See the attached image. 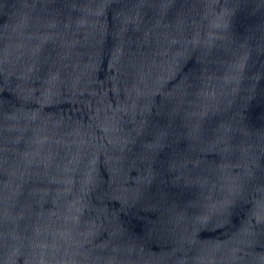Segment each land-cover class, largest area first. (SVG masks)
<instances>
[{
    "label": "water",
    "instance_id": "1",
    "mask_svg": "<svg viewBox=\"0 0 264 264\" xmlns=\"http://www.w3.org/2000/svg\"><path fill=\"white\" fill-rule=\"evenodd\" d=\"M0 264H264V0H0Z\"/></svg>",
    "mask_w": 264,
    "mask_h": 264
},
{
    "label": "snow or ice",
    "instance_id": "2",
    "mask_svg": "<svg viewBox=\"0 0 264 264\" xmlns=\"http://www.w3.org/2000/svg\"><path fill=\"white\" fill-rule=\"evenodd\" d=\"M173 167H175V164H173Z\"/></svg>",
    "mask_w": 264,
    "mask_h": 264
}]
</instances>
